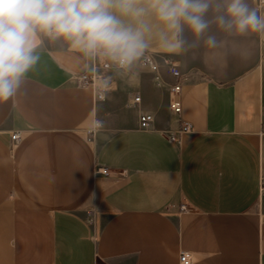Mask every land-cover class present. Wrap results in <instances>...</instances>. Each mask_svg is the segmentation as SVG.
I'll return each instance as SVG.
<instances>
[{
    "label": "crops",
    "instance_id": "1",
    "mask_svg": "<svg viewBox=\"0 0 264 264\" xmlns=\"http://www.w3.org/2000/svg\"><path fill=\"white\" fill-rule=\"evenodd\" d=\"M145 20L158 72L42 37L39 62L0 103V264H181L182 252L192 264H264V34L211 23L199 38L185 28L168 52L162 25ZM166 60L185 80L180 116ZM95 72L102 88L83 86ZM183 121L193 131L174 142Z\"/></svg>",
    "mask_w": 264,
    "mask_h": 264
},
{
    "label": "clouds",
    "instance_id": "2",
    "mask_svg": "<svg viewBox=\"0 0 264 264\" xmlns=\"http://www.w3.org/2000/svg\"><path fill=\"white\" fill-rule=\"evenodd\" d=\"M149 15L162 25L158 38L168 52L181 50L185 28L199 38L211 23L237 35L264 34V16L246 0H0V103L17 95L39 62L42 37L131 69L149 47ZM206 44L215 48L217 41Z\"/></svg>",
    "mask_w": 264,
    "mask_h": 264
},
{
    "label": "built area",
    "instance_id": "3",
    "mask_svg": "<svg viewBox=\"0 0 264 264\" xmlns=\"http://www.w3.org/2000/svg\"><path fill=\"white\" fill-rule=\"evenodd\" d=\"M259 4L264 5V0H259ZM140 62L143 67L148 68L152 72L156 73L159 71V65L157 61L149 53H145L140 58ZM166 63L169 66V72L178 79V81L170 89V96H171L170 108L175 114L180 116L182 113V99H181L182 85L185 80L177 66L172 64L170 60H166ZM79 79L83 86H97V88H102V84L98 83L101 79V75L99 73L95 72L91 74H82L79 76ZM137 101H139V98L137 99ZM140 121H141V127L143 129H149L151 128L154 122V116L149 113H144L141 115ZM100 127H101L100 123H95L94 127L88 131V134L93 136ZM192 131H193V127L191 126V124L183 121L181 122L180 129L178 130L177 134L173 135L171 139L174 142H180L179 135L190 134L192 133ZM12 140L13 142L16 143L19 140V134H13ZM95 172L96 174L108 175L109 170L107 168L97 167ZM185 209L187 208L186 206L183 205L181 207V210H185ZM180 263L192 264L191 259L187 252L181 253Z\"/></svg>",
    "mask_w": 264,
    "mask_h": 264
},
{
    "label": "rangeland",
    "instance_id": "4",
    "mask_svg": "<svg viewBox=\"0 0 264 264\" xmlns=\"http://www.w3.org/2000/svg\"><path fill=\"white\" fill-rule=\"evenodd\" d=\"M98 57V56H97ZM97 57H95V59H97ZM180 129V128H179ZM89 135V134H88ZM90 137H92L91 135H89Z\"/></svg>",
    "mask_w": 264,
    "mask_h": 264
}]
</instances>
